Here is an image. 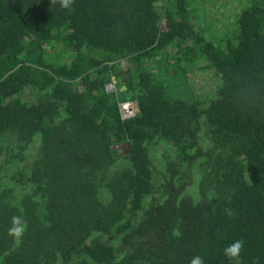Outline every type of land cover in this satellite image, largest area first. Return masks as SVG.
Instances as JSON below:
<instances>
[{
  "label": "trees",
  "instance_id": "16d2710c",
  "mask_svg": "<svg viewBox=\"0 0 264 264\" xmlns=\"http://www.w3.org/2000/svg\"><path fill=\"white\" fill-rule=\"evenodd\" d=\"M205 4L0 0V264H264V0L236 10L223 38ZM110 74L135 118L121 120ZM156 137L177 154L158 185ZM123 143L129 166L110 177ZM14 215L27 224L20 243L8 235Z\"/></svg>",
  "mask_w": 264,
  "mask_h": 264
},
{
  "label": "rangeland",
  "instance_id": "374dc122",
  "mask_svg": "<svg viewBox=\"0 0 264 264\" xmlns=\"http://www.w3.org/2000/svg\"><path fill=\"white\" fill-rule=\"evenodd\" d=\"M201 1H203V0H201ZM246 5H247V0H206L204 10H201V12L203 14L207 9V11L204 14L207 13L209 15H212L214 17V20H218L219 23H217V25L215 24V26L212 27L213 32L216 33L218 36H222V38H223L226 36L225 33H227L229 30L228 27H230V26L228 25V23L231 22L230 18L233 15H235L234 12L236 10L238 11V9L241 10ZM174 12L175 11L172 10L171 8H168L166 10V13L169 15H173ZM199 22H202L201 27H203L206 24V19L200 18ZM226 29H228V30H226ZM35 58H36L35 56H32V57H29V60L32 61ZM127 65H128V62L126 60L120 61V68L121 69H125L127 67ZM200 73H202V72L198 71V74H200ZM116 77L117 76L115 74H110V78H114L113 80L115 82L117 80ZM110 81H112V80L110 79ZM37 95L38 94H36V95L28 94L26 100L28 102L29 101L30 102H37L39 99H42V98L46 100L45 96H39V95L37 96ZM121 97H122V95H121ZM203 125H205V124H203ZM204 135H206V129L205 128H204L203 133L201 135V138H202L201 142L204 146H206V148H210L211 144L207 141V139ZM36 153H37V141H36L34 147L32 148L30 154L27 156L25 162L22 164H19L21 171L26 176L29 175V172L32 168L33 161L36 157ZM149 153H150V156H151V158L154 162V165L156 167V172L154 174V181H155V185H158L163 178L168 176V174H169L168 173V165L176 159L177 154H176L173 146L170 144V142L161 138V137L155 138L153 144L151 145V147L149 149ZM121 157H122V159L120 161H118L119 163L117 162L118 164H115V166L111 169L110 177L115 175L116 173L120 172L121 169L127 168L129 166L128 160L125 158L126 155H122ZM3 161H4V159L0 158V165L3 163ZM206 162H207V158H201L195 162L194 166L192 167V172L195 174V178L193 180V183H196V181L198 179L197 175H199V172H202ZM4 171H5L4 176H6L7 173L9 172V170L7 171V168H6V169H4ZM193 183L189 184L186 187L185 193H187L189 195L194 194V193H192L193 192L192 188L195 185ZM12 184H14V183H12ZM22 186L25 188L24 185H22ZM15 191H16V193H14V196L11 198V203L18 206L20 199L22 197L21 195L23 193V189L20 186H17ZM100 196H101L102 200L104 201V203H106L109 200V195H108L107 190L105 188L102 190Z\"/></svg>",
  "mask_w": 264,
  "mask_h": 264
},
{
  "label": "clouds",
  "instance_id": "9594fccd",
  "mask_svg": "<svg viewBox=\"0 0 264 264\" xmlns=\"http://www.w3.org/2000/svg\"><path fill=\"white\" fill-rule=\"evenodd\" d=\"M60 7L63 9H71L74 0H58ZM119 83V81H118ZM215 195L214 190L210 192L209 198H213ZM27 232V224L23 217L19 215H14L11 218V226L8 228V235L17 243H20ZM173 237H180L181 232L178 228L172 229ZM245 242L243 240L237 239L231 244L226 246L223 250L224 256L230 261H239L242 250L244 249ZM190 264H205L204 258L202 256H194L190 260Z\"/></svg>",
  "mask_w": 264,
  "mask_h": 264
},
{
  "label": "built area",
  "instance_id": "2783aa9c",
  "mask_svg": "<svg viewBox=\"0 0 264 264\" xmlns=\"http://www.w3.org/2000/svg\"><path fill=\"white\" fill-rule=\"evenodd\" d=\"M115 78V77H114ZM114 78H111L112 81H110V83L107 84L106 86V91L108 93L114 94L115 97L117 98L119 104V110H120V116H121V120L123 122L128 121L134 117H136L137 113H138V106L137 103L135 101H121L120 99V89L117 85L118 80H116V82L113 80Z\"/></svg>",
  "mask_w": 264,
  "mask_h": 264
},
{
  "label": "flooded vegetation",
  "instance_id": "af4514ba",
  "mask_svg": "<svg viewBox=\"0 0 264 264\" xmlns=\"http://www.w3.org/2000/svg\"><path fill=\"white\" fill-rule=\"evenodd\" d=\"M138 112H139V109H138ZM138 114V113H137ZM137 116V115H136ZM135 118V117H134ZM124 144H126V143H123V144H118V145H116L115 147H113L112 149H114V148H118V147H121V145H124ZM129 145V144H128ZM111 149V150H112ZM130 152H131V148H130V145L128 146V148H126V146H124V147H121V149H120V156L118 155L116 158H114L113 157V155H112V157L115 159V160H121L122 159V155H126V157L125 158H127L128 157V155L130 154ZM151 157V156H150Z\"/></svg>",
  "mask_w": 264,
  "mask_h": 264
},
{
  "label": "water",
  "instance_id": "95a60500",
  "mask_svg": "<svg viewBox=\"0 0 264 264\" xmlns=\"http://www.w3.org/2000/svg\"><path fill=\"white\" fill-rule=\"evenodd\" d=\"M121 81V80H120ZM126 88L125 87H123V90H125ZM129 143H126V144H124V145H121V147H124V146H126V148H128V145ZM121 147H118V148H114V149H112L111 150V154L113 155V157L114 158H116L118 155H120L121 153H120V149H121Z\"/></svg>",
  "mask_w": 264,
  "mask_h": 264
}]
</instances>
